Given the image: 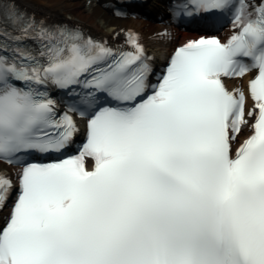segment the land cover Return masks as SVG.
Wrapping results in <instances>:
<instances>
[{
  "label": "snow or ice",
  "instance_id": "1",
  "mask_svg": "<svg viewBox=\"0 0 264 264\" xmlns=\"http://www.w3.org/2000/svg\"><path fill=\"white\" fill-rule=\"evenodd\" d=\"M172 12L210 34L157 72L135 30L0 0V264H264V0Z\"/></svg>",
  "mask_w": 264,
  "mask_h": 264
},
{
  "label": "bare ground",
  "instance_id": "2",
  "mask_svg": "<svg viewBox=\"0 0 264 264\" xmlns=\"http://www.w3.org/2000/svg\"><path fill=\"white\" fill-rule=\"evenodd\" d=\"M44 4L33 0H20L21 6L34 12L36 16L55 22L78 25L87 32L102 38H126L122 30L132 29L141 32L143 40L151 48H158L168 38L157 34L164 33L165 28L148 22L131 19H119L107 11L99 0H43ZM0 164V168H2Z\"/></svg>",
  "mask_w": 264,
  "mask_h": 264
},
{
  "label": "rangeland",
  "instance_id": "3",
  "mask_svg": "<svg viewBox=\"0 0 264 264\" xmlns=\"http://www.w3.org/2000/svg\"><path fill=\"white\" fill-rule=\"evenodd\" d=\"M34 2H37V3H42L44 4V1L43 0H33Z\"/></svg>",
  "mask_w": 264,
  "mask_h": 264
}]
</instances>
